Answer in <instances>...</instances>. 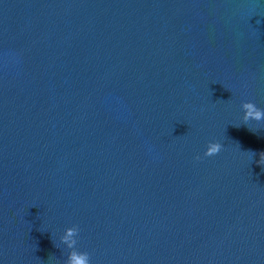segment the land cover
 Instances as JSON below:
<instances>
[{
    "label": "clouds",
    "instance_id": "9594fccd",
    "mask_svg": "<svg viewBox=\"0 0 264 264\" xmlns=\"http://www.w3.org/2000/svg\"><path fill=\"white\" fill-rule=\"evenodd\" d=\"M245 109L244 120L247 122L248 120L261 121L264 120V110L259 109L254 103L248 102L243 105ZM222 145L219 142H209L206 151L204 153L205 156H214L221 151ZM195 159L199 160L200 157L197 156ZM259 163L264 164V152L260 154ZM74 235L73 229H68L66 235L64 237L65 241H67L68 237ZM71 246V245H69ZM67 264H90L89 255L86 252H72L69 256Z\"/></svg>",
    "mask_w": 264,
    "mask_h": 264
}]
</instances>
